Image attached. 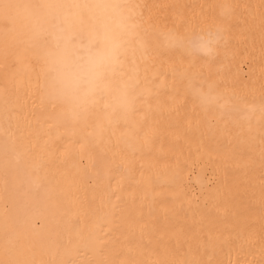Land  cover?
Wrapping results in <instances>:
<instances>
[{"label": "bare ground", "instance_id": "bare-ground-1", "mask_svg": "<svg viewBox=\"0 0 264 264\" xmlns=\"http://www.w3.org/2000/svg\"><path fill=\"white\" fill-rule=\"evenodd\" d=\"M0 264H264V0H0Z\"/></svg>", "mask_w": 264, "mask_h": 264}, {"label": "snow or ice", "instance_id": "snow-or-ice-1", "mask_svg": "<svg viewBox=\"0 0 264 264\" xmlns=\"http://www.w3.org/2000/svg\"><path fill=\"white\" fill-rule=\"evenodd\" d=\"M202 47H206V45H202Z\"/></svg>", "mask_w": 264, "mask_h": 264}]
</instances>
